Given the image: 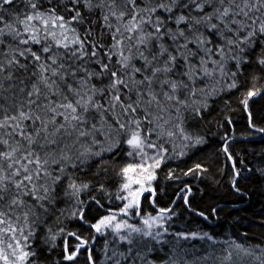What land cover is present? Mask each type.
Returning <instances> with one entry per match:
<instances>
[{"label":"snow or ice","instance_id":"snow-or-ice-1","mask_svg":"<svg viewBox=\"0 0 264 264\" xmlns=\"http://www.w3.org/2000/svg\"><path fill=\"white\" fill-rule=\"evenodd\" d=\"M0 264H264V0H0Z\"/></svg>","mask_w":264,"mask_h":264},{"label":"trees","instance_id":"trees-1","mask_svg":"<svg viewBox=\"0 0 264 264\" xmlns=\"http://www.w3.org/2000/svg\"><path fill=\"white\" fill-rule=\"evenodd\" d=\"M250 204L253 205L251 208L249 207ZM241 207L244 209H248L247 212L239 213L243 222L233 225L231 217H229L228 221L224 222L223 228L218 229V231L238 235L240 232L248 229V220L252 218L254 212H258L260 210V204L256 203L255 201H249L247 203H242ZM235 214V211H233V215ZM259 231H261L259 228H253L252 232H250L249 234L251 236L253 235V233H258Z\"/></svg>","mask_w":264,"mask_h":264}]
</instances>
